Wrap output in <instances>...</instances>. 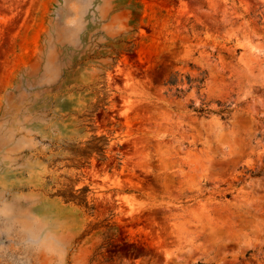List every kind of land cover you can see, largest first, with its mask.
<instances>
[{
    "label": "rangeland",
    "instance_id": "1",
    "mask_svg": "<svg viewBox=\"0 0 264 264\" xmlns=\"http://www.w3.org/2000/svg\"><path fill=\"white\" fill-rule=\"evenodd\" d=\"M0 201L56 220L64 264H264V0H0ZM0 264L48 260L5 228Z\"/></svg>",
    "mask_w": 264,
    "mask_h": 264
},
{
    "label": "trees",
    "instance_id": "2",
    "mask_svg": "<svg viewBox=\"0 0 264 264\" xmlns=\"http://www.w3.org/2000/svg\"><path fill=\"white\" fill-rule=\"evenodd\" d=\"M119 56V54H118ZM189 88L188 91L192 88V86L197 83V88L202 84V81L198 80H191L190 78H187ZM95 85L91 86L89 88H85L82 90H75L77 93L83 92L84 90H87V92H90L92 98H96L95 103H89V106L92 108V112H86L84 115L78 117L79 120V127L86 129V128H92L91 126L86 125L87 122L92 121L93 114L98 111L99 109H103L104 107L108 106V98L103 93L105 90V85ZM163 86L167 87L169 89V92H174V95L176 97H180L184 93L183 89L179 88V82L177 78L174 76L170 77L168 81H165L163 83ZM194 111L197 114L200 115H207V114H216L221 117L228 114L230 112L229 107H225L223 109H220L217 112H213L206 107L201 108H194ZM109 147V142L107 138L105 137H98L96 135H93L91 137V140L85 144L84 147H81L80 145H74L69 149L70 157L67 160L69 162L70 167L76 170H80L85 167V165L90 161L94 156H98L101 159H105L106 157V150ZM253 177H258L261 174L255 173V172H249ZM75 184L72 187H67L64 190L57 192V197L62 198L67 203H73L76 204L79 207L88 208L87 198L85 194L87 193V189H76Z\"/></svg>",
    "mask_w": 264,
    "mask_h": 264
},
{
    "label": "clouds",
    "instance_id": "3",
    "mask_svg": "<svg viewBox=\"0 0 264 264\" xmlns=\"http://www.w3.org/2000/svg\"><path fill=\"white\" fill-rule=\"evenodd\" d=\"M5 228L15 231L21 246L46 257L48 264H64L67 242L56 220L18 210L15 202L0 201V230Z\"/></svg>",
    "mask_w": 264,
    "mask_h": 264
},
{
    "label": "bare ground",
    "instance_id": "4",
    "mask_svg": "<svg viewBox=\"0 0 264 264\" xmlns=\"http://www.w3.org/2000/svg\"><path fill=\"white\" fill-rule=\"evenodd\" d=\"M217 137H219L221 141L227 140L226 135L222 131L217 132Z\"/></svg>",
    "mask_w": 264,
    "mask_h": 264
}]
</instances>
